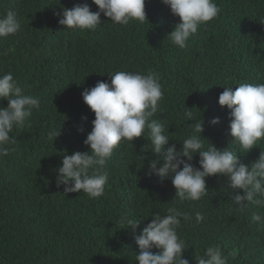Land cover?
Here are the masks:
<instances>
[{"label":"trees","instance_id":"1","mask_svg":"<svg viewBox=\"0 0 264 264\" xmlns=\"http://www.w3.org/2000/svg\"><path fill=\"white\" fill-rule=\"evenodd\" d=\"M213 2L218 16L181 49L167 38L180 18L162 0H145L143 23L113 24L101 13V24L85 31L60 25L56 13L84 3L96 12L92 0H0V18L11 10L21 22L15 35L0 38V75L11 72L25 94L40 101L24 126L10 133L15 143L0 157V264H138L133 231L121 228V217L141 221L138 235L153 213L166 215L171 206L191 217L177 228L189 264L216 245L228 264H264V222H251L254 213L264 216V206L246 202L238 210L222 175L206 177L208 192L202 199L180 203L171 177L161 182L149 175L157 157L147 129L114 149L104 167L108 182L101 197L66 195L56 183L63 155L90 150L84 140L95 115L81 93L98 81L110 83L109 74L118 71L160 74L164 95L151 119L164 125L170 138L166 147L180 149L194 123L203 120L205 150L211 143L241 151L228 135L230 109L220 106L218 97L225 87L264 83V0ZM7 103L0 98V107ZM185 111L194 120L185 121ZM214 117L220 122L211 125ZM53 129L60 135L51 141L46 137ZM257 143L238 153L245 165L264 151V138ZM198 161L196 153L191 163L200 167ZM197 212L204 216L200 223Z\"/></svg>","mask_w":264,"mask_h":264},{"label":"clouds","instance_id":"2","mask_svg":"<svg viewBox=\"0 0 264 264\" xmlns=\"http://www.w3.org/2000/svg\"><path fill=\"white\" fill-rule=\"evenodd\" d=\"M98 11L90 10L87 3L76 4L72 8H62L56 13L58 23L67 29L80 31L95 30L101 24V13L110 18L113 24L127 26L130 21L143 23L146 18L145 0H92ZM170 6L174 16L180 18L167 38L175 47L185 48L189 38L198 28L215 19L219 7L213 0H162ZM21 28V22L14 11L9 10L0 18V38L15 35ZM110 75V83L98 81L95 86L81 93L86 105L94 112L92 130L84 144L89 151H76L65 154L61 165L56 169V183L63 185V193L83 192L89 198H99L108 182V172L104 170L107 160L111 159L114 149L124 140L132 142L144 136L148 130L150 147L156 159L150 162L149 175H155L161 182L171 177L175 188L174 198L180 203L198 201L207 195L206 177L222 175L227 177V187L232 203L243 211L246 202L257 207L264 206V151L250 165L241 162L238 153H245L264 138V83L244 82L233 90L225 87L218 97L220 106H227L229 112L228 135L231 142L240 146V152L226 148H217L209 143L204 149L201 133L204 121L195 122L193 134L183 139L177 149L170 146L169 136L158 120L151 119L159 110L163 98L160 74L149 70L147 75L130 71H118ZM0 98H6V107H0V157L7 156L15 139L10 136L14 128H22L32 110L39 109L38 97L25 94L24 89L14 79L11 72L0 75ZM184 120H194L191 111L184 112ZM86 119V118H85ZM219 117L209 123H219ZM60 130H50L47 139L53 141ZM230 142V143H231ZM199 154V166L191 161ZM186 158V159H185ZM182 165V168H181ZM243 190V195L239 190ZM154 217L136 235L140 220L121 217L119 223L130 227L138 245V264H189L183 258L185 242L179 238L177 228L181 221L191 219L190 215L175 206L167 208V214L153 213ZM143 219V218H141ZM195 220H204L202 213L195 214ZM251 222L262 223L264 216L254 213ZM152 249H157L153 252ZM228 256L222 253L219 245L209 246L204 253L196 256V264H228Z\"/></svg>","mask_w":264,"mask_h":264}]
</instances>
